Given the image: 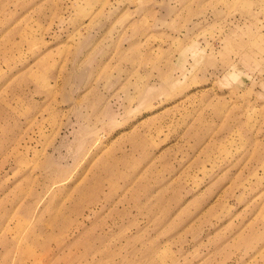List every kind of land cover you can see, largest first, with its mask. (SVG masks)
I'll return each instance as SVG.
<instances>
[{"label": "rangeland", "instance_id": "1", "mask_svg": "<svg viewBox=\"0 0 264 264\" xmlns=\"http://www.w3.org/2000/svg\"><path fill=\"white\" fill-rule=\"evenodd\" d=\"M0 264H264V0H0Z\"/></svg>", "mask_w": 264, "mask_h": 264}]
</instances>
